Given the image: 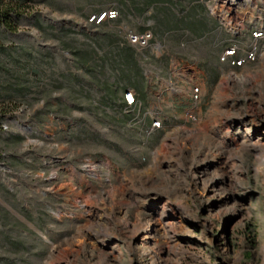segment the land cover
<instances>
[{"label":"rangeland","instance_id":"1","mask_svg":"<svg viewBox=\"0 0 264 264\" xmlns=\"http://www.w3.org/2000/svg\"><path fill=\"white\" fill-rule=\"evenodd\" d=\"M258 4L233 16L217 9L228 0H33L0 34V264L68 250L77 264H264ZM111 10L103 30L153 34L146 125L105 110L118 69L83 64L101 32L90 18ZM149 113L163 119L154 133Z\"/></svg>","mask_w":264,"mask_h":264},{"label":"crops","instance_id":"2","mask_svg":"<svg viewBox=\"0 0 264 264\" xmlns=\"http://www.w3.org/2000/svg\"><path fill=\"white\" fill-rule=\"evenodd\" d=\"M105 18L101 21L104 24ZM107 21H113L107 19ZM100 30V29H99ZM101 32L96 36L98 39L90 45V51L94 53L93 59L91 60V65L99 68L106 69L107 67L118 69L115 70V81H121L120 77H126L122 80L121 84L122 92L116 101L118 106H123V92L131 88L135 91L137 97V105L132 108V113H136L133 120L136 119V123L146 125L145 117L142 111L145 109V100L148 97V88L146 85V76L142 69V57L143 50L140 47L131 45L127 40V34L130 32H121L120 30H100ZM114 32V33H113ZM104 34H109V36L118 38V43L116 45L108 46V39L104 38ZM113 53V54H112ZM128 53V54H127ZM84 62V61H83ZM81 63V61H80ZM106 83V81L104 80ZM105 99V110H107L106 96ZM151 124V123H150Z\"/></svg>","mask_w":264,"mask_h":264},{"label":"trees","instance_id":"3","mask_svg":"<svg viewBox=\"0 0 264 264\" xmlns=\"http://www.w3.org/2000/svg\"><path fill=\"white\" fill-rule=\"evenodd\" d=\"M33 3V0H0V34L3 32H10V33H15L19 30V21L24 15L27 14L29 10H31V5ZM104 23L100 22L97 24V27L100 30H103ZM109 34H104V38H107ZM108 39V46L116 45L118 43V38L116 37H110ZM113 54V53H112ZM128 54V53H127ZM94 53L92 51H87L82 60L84 61L85 68L87 69V72L93 73L94 68L96 66L91 65V60L93 59ZM115 85H108L105 86L104 88L107 91L106 95V102L110 101L112 102L113 105H117L116 99L114 100L115 96V89H112V87ZM4 99L9 98L6 96H2ZM10 99V98H9ZM109 104V103H107ZM110 106V105H109ZM9 108L7 105L5 107H0L3 112V110ZM120 107V106H118Z\"/></svg>","mask_w":264,"mask_h":264},{"label":"built area","instance_id":"4","mask_svg":"<svg viewBox=\"0 0 264 264\" xmlns=\"http://www.w3.org/2000/svg\"><path fill=\"white\" fill-rule=\"evenodd\" d=\"M104 17L101 19V17H98L96 15H93L90 20L94 21L98 24L100 23L106 16L108 18H116L117 12L116 11H106L103 13ZM264 36V33H261L258 37ZM153 39V34L151 31H144L143 33H128L127 34V40L131 45L140 47V48H147L150 45V42ZM231 52V53H229ZM228 55H233L234 51H229ZM233 53V54H232ZM242 62L238 61V64L240 65ZM199 88H195L194 91H192L191 100L193 103H196L199 100ZM123 102L124 105L120 106L125 110L126 113H132V108L137 105V97L135 94V91L131 88L126 89L123 92ZM151 118V124L148 128L149 133H154L156 130L162 128L163 126V119L159 115L153 116L151 113H149Z\"/></svg>","mask_w":264,"mask_h":264},{"label":"bare ground","instance_id":"5","mask_svg":"<svg viewBox=\"0 0 264 264\" xmlns=\"http://www.w3.org/2000/svg\"><path fill=\"white\" fill-rule=\"evenodd\" d=\"M221 0H217V2L219 3ZM236 0H228V3H229V7H224V6H219L217 7L218 10L221 9H224L226 11H230V9L232 10V13H233V16L235 14H239V11L241 9L244 10V12H246L247 14L250 13V14H253L254 12V9L259 7L260 5L258 4V0H243L244 2V5L242 8H240V4H237L235 3ZM259 5V6H258ZM264 6V4H263ZM233 54V53H232ZM234 79H237L239 80L238 77H235L234 76ZM21 129L26 132V133H29L30 132V129L26 126H21ZM245 147L248 146V144L244 145ZM259 160L260 162H264V154H260L259 155ZM223 159H220V161H215V162H212L211 163V166H214L217 168V165L222 161ZM229 158L226 159L224 161V166L227 165V163L229 162ZM219 177L221 178V182L223 183V185L226 184V181L230 179V171L228 169H225L222 173H220ZM74 181H76V179H74ZM212 184L214 185L215 184V181L212 182ZM101 216V215H100ZM75 252L72 251V250H68L66 253H58L56 255H54L52 258H51V261H50V264H62V263H68V264H77L78 262V259L75 258Z\"/></svg>","mask_w":264,"mask_h":264},{"label":"water","instance_id":"6","mask_svg":"<svg viewBox=\"0 0 264 264\" xmlns=\"http://www.w3.org/2000/svg\"><path fill=\"white\" fill-rule=\"evenodd\" d=\"M28 128H30V127H28Z\"/></svg>","mask_w":264,"mask_h":264}]
</instances>
